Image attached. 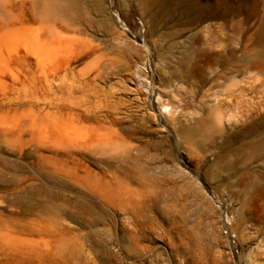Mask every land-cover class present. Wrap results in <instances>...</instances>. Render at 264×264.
<instances>
[{
  "label": "rangeland",
  "instance_id": "obj_1",
  "mask_svg": "<svg viewBox=\"0 0 264 264\" xmlns=\"http://www.w3.org/2000/svg\"><path fill=\"white\" fill-rule=\"evenodd\" d=\"M80 2L71 24L87 31L83 38L113 44L105 31L117 30L128 46L117 56L105 50L123 70L89 79L74 92L76 106L117 108L134 122L153 116L159 125L152 105L167 79L182 126L209 113L215 100L216 112L205 115L203 133L182 131L183 161L175 159L173 129L155 132L167 134L171 158L155 168L178 180L158 189V203L90 205L82 198L88 192L79 198L70 184L85 166L71 163L72 175L62 179L58 173L54 111L69 93L43 83L46 71L57 79L59 54L40 19L53 18L54 0H0V264H264V0ZM205 27H216L209 38L216 55L198 50ZM192 60L199 68H190ZM92 65L93 57L85 58L73 72ZM138 67L155 82L149 105Z\"/></svg>",
  "mask_w": 264,
  "mask_h": 264
},
{
  "label": "bare ground",
  "instance_id": "obj_2",
  "mask_svg": "<svg viewBox=\"0 0 264 264\" xmlns=\"http://www.w3.org/2000/svg\"><path fill=\"white\" fill-rule=\"evenodd\" d=\"M54 9L53 18L44 13L43 16L41 14L40 19L49 23L58 47L56 52L58 51L59 54L57 79L56 75L52 78L46 71L43 74V83L49 90L55 87L57 90L69 93L66 101L61 97L56 102V111H54L57 116V155L60 178L72 175L70 164L80 162L85 166L84 173H74L70 184L77 195L82 190L88 192V195L83 197L79 195V198L82 197L90 205L115 204L122 210L124 208L129 210V206L134 208L136 205L146 206L158 203L161 199L158 189L165 190V186L178 180L167 175L160 176L159 173L163 172H158L155 168L157 162L161 164L171 160L169 148H166L167 134L156 137L155 132L159 127L166 128L169 132L173 129L175 159L177 162L183 161V156L178 151L181 150L182 131H185L189 137L203 133L200 128L204 126L205 115L216 112V100L210 105L209 113L197 112L191 118L190 125L182 126L180 118L183 111L168 91L170 81L164 79L163 87L159 90L157 105H152L153 109L158 110L160 126L153 120V116L150 122L130 121L129 115L122 116L121 112L116 110L117 108L98 111L81 109L73 100L74 92L84 90L89 79L107 80L110 75L122 71L123 66L120 64L122 61L119 58L118 60L112 58V54V59L106 58L109 54L106 56L104 52L109 49L115 55H120L125 52L128 44L123 41L117 30L105 31L115 37L116 43L113 44L99 40L96 35L88 40L83 38L81 35L87 31L71 24L72 12L83 9L80 0H54ZM58 21L68 23L64 30L57 28ZM210 37H216V27L200 29L198 38L201 45L198 50L211 56L216 55V48H211ZM144 53V61L150 66L151 49L148 47ZM88 57H93L91 69L86 73H74L73 66L76 62ZM133 63L132 68L139 65L138 60ZM160 64L162 66V63ZM189 66L195 70L199 68V63L197 60H192ZM138 74L145 80L139 89L143 96V104L149 105L151 96L156 92L155 82L149 80L152 74L147 69L139 68ZM112 95H117V92L112 91ZM152 150L163 153V158ZM128 207L129 209H126Z\"/></svg>",
  "mask_w": 264,
  "mask_h": 264
}]
</instances>
